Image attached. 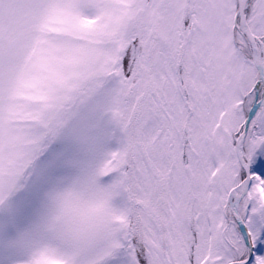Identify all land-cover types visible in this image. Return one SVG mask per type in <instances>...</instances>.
Listing matches in <instances>:
<instances>
[{
	"label": "snow or ice",
	"instance_id": "snow-or-ice-1",
	"mask_svg": "<svg viewBox=\"0 0 264 264\" xmlns=\"http://www.w3.org/2000/svg\"><path fill=\"white\" fill-rule=\"evenodd\" d=\"M0 264H264V0H0Z\"/></svg>",
	"mask_w": 264,
	"mask_h": 264
}]
</instances>
